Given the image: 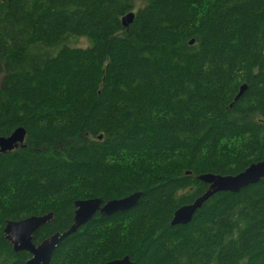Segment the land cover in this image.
Listing matches in <instances>:
<instances>
[{"label": "trees", "instance_id": "obj_1", "mask_svg": "<svg viewBox=\"0 0 264 264\" xmlns=\"http://www.w3.org/2000/svg\"><path fill=\"white\" fill-rule=\"evenodd\" d=\"M136 1L0 0V137L27 131L0 153V264L31 258L6 222L53 213L39 244L72 226L75 201L137 192L51 264H264V180L171 225L208 189L198 176L264 160V0H143L125 28Z\"/></svg>", "mask_w": 264, "mask_h": 264}, {"label": "water", "instance_id": "obj_2", "mask_svg": "<svg viewBox=\"0 0 264 264\" xmlns=\"http://www.w3.org/2000/svg\"><path fill=\"white\" fill-rule=\"evenodd\" d=\"M5 2L11 0H3ZM136 14L130 12L122 18L123 27L128 28L135 20ZM194 41L190 42L193 45ZM247 89L246 85L240 88L236 97L238 100ZM27 131L18 128L7 137H0V153H10L24 146ZM101 139V136L99 137ZM197 180L208 185L204 194L194 200L193 203L180 207L173 216L172 226H184L189 224L195 214L218 193H238L247 186L254 185L264 180V160L251 164L245 171L238 175L221 176L215 174H203ZM141 193L137 192L121 199L104 202L102 199L93 198L77 200L74 203V222L64 232H57L39 244L34 243V235L42 227L50 223L53 213L42 216H31L19 221H8L5 224L3 233L6 239L13 246L14 252H26L31 258L26 264H51L54 251L70 235L76 233L81 227L89 223L97 215L108 218L116 213L125 212L138 203ZM105 264H135L129 257L113 260Z\"/></svg>", "mask_w": 264, "mask_h": 264}, {"label": "rangeland", "instance_id": "obj_3", "mask_svg": "<svg viewBox=\"0 0 264 264\" xmlns=\"http://www.w3.org/2000/svg\"><path fill=\"white\" fill-rule=\"evenodd\" d=\"M136 2H137V5H136V7L132 10V12H134L135 14L137 13L138 8H139L140 6H142V4H143V3H142L143 0H137ZM66 44H67L68 46H70V47L86 48V47H88L89 42H88V40H87L86 38H76V37H74V38H70V39H68V40L66 41ZM90 44H91V42H90Z\"/></svg>", "mask_w": 264, "mask_h": 264}]
</instances>
